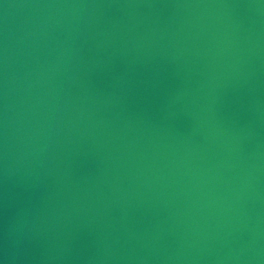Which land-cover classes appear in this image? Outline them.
Here are the masks:
<instances>
[{"label": "water", "instance_id": "obj_1", "mask_svg": "<svg viewBox=\"0 0 264 264\" xmlns=\"http://www.w3.org/2000/svg\"><path fill=\"white\" fill-rule=\"evenodd\" d=\"M0 264H264V0H0Z\"/></svg>", "mask_w": 264, "mask_h": 264}]
</instances>
